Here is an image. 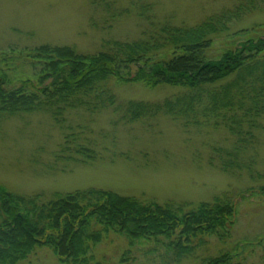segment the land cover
Here are the masks:
<instances>
[{
	"label": "trees",
	"instance_id": "trees-1",
	"mask_svg": "<svg viewBox=\"0 0 264 264\" xmlns=\"http://www.w3.org/2000/svg\"><path fill=\"white\" fill-rule=\"evenodd\" d=\"M252 6L239 4L192 26L147 17L139 37L108 40L93 53L68 45L9 46L0 51V121L42 111L62 124L72 109L112 108L127 121L164 113L186 125L225 127L234 143L213 148L221 168H248L253 158L245 161L243 154L264 117V37L237 38L248 29L227 32L231 20ZM148 7L141 4V12ZM222 35L227 39L220 51L210 54ZM126 83L179 90L161 100L120 102L114 87ZM66 137L63 150L80 156L72 159L95 158L91 145L70 147ZM259 191L264 199V184ZM234 214L227 193L196 204L159 203L102 188L46 196L18 194L0 184V264L20 263L39 247L50 249L62 264H108L96 251L113 238L125 243L115 264H146L140 254L149 264H180L195 260L209 238H227ZM233 256L223 252L200 264H241Z\"/></svg>",
	"mask_w": 264,
	"mask_h": 264
},
{
	"label": "rangeland",
	"instance_id": "rangeland-1",
	"mask_svg": "<svg viewBox=\"0 0 264 264\" xmlns=\"http://www.w3.org/2000/svg\"><path fill=\"white\" fill-rule=\"evenodd\" d=\"M252 3L231 20L227 34L248 29L237 38L264 37L261 0H0V51L13 45L50 44L93 53L108 40L139 37L147 17L192 26L222 10ZM141 4L150 8L141 12ZM226 37L214 41L210 54L220 51ZM114 90L124 102L161 100L179 89L126 83ZM254 133L252 147L243 154L245 161L253 158L250 166L224 170L213 148H231L234 137L223 126L186 125L164 113L127 121L112 108L94 113L68 110L62 124L42 111L22 112L0 121V184L18 194L46 196L102 188L159 203L196 204L227 193L235 207L230 235L209 238L197 249L195 260L180 264H200L201 258L223 252L232 253L241 264H264V199L259 191L264 184V117ZM67 135L70 147L78 143L95 148V158L75 160L80 156L63 150ZM124 244L114 238L102 242L97 257L115 264ZM146 257L140 254L139 260L149 264ZM17 264L62 263L50 249L39 247Z\"/></svg>",
	"mask_w": 264,
	"mask_h": 264
}]
</instances>
